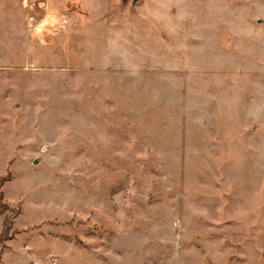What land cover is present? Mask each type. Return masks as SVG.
Segmentation results:
<instances>
[{"label":"rangeland","instance_id":"rangeland-1","mask_svg":"<svg viewBox=\"0 0 264 264\" xmlns=\"http://www.w3.org/2000/svg\"><path fill=\"white\" fill-rule=\"evenodd\" d=\"M0 264H264V0H0Z\"/></svg>","mask_w":264,"mask_h":264},{"label":"trees","instance_id":"trees-1","mask_svg":"<svg viewBox=\"0 0 264 264\" xmlns=\"http://www.w3.org/2000/svg\"><path fill=\"white\" fill-rule=\"evenodd\" d=\"M4 185V182H0V191L2 186ZM2 194L0 192V214H2L3 210V204H2ZM12 229V222L10 221V218L8 219V217L4 220L3 223V229H2V234L0 235V241L2 242L5 238H7L9 235V232Z\"/></svg>","mask_w":264,"mask_h":264},{"label":"crops","instance_id":"crops-1","mask_svg":"<svg viewBox=\"0 0 264 264\" xmlns=\"http://www.w3.org/2000/svg\"><path fill=\"white\" fill-rule=\"evenodd\" d=\"M26 1L30 2L29 0H26Z\"/></svg>","mask_w":264,"mask_h":264},{"label":"built area","instance_id":"built-area-1","mask_svg":"<svg viewBox=\"0 0 264 264\" xmlns=\"http://www.w3.org/2000/svg\"><path fill=\"white\" fill-rule=\"evenodd\" d=\"M29 1H33V0H29Z\"/></svg>","mask_w":264,"mask_h":264}]
</instances>
